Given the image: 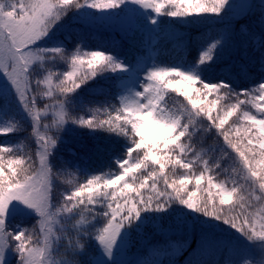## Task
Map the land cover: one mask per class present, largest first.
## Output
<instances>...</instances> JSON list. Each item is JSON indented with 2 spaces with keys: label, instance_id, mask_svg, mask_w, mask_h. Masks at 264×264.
Returning a JSON list of instances; mask_svg holds the SVG:
<instances>
[{
  "label": "snow or ice",
  "instance_id": "1",
  "mask_svg": "<svg viewBox=\"0 0 264 264\" xmlns=\"http://www.w3.org/2000/svg\"><path fill=\"white\" fill-rule=\"evenodd\" d=\"M0 264H264V0H0Z\"/></svg>",
  "mask_w": 264,
  "mask_h": 264
},
{
  "label": "trees",
  "instance_id": "2",
  "mask_svg": "<svg viewBox=\"0 0 264 264\" xmlns=\"http://www.w3.org/2000/svg\"><path fill=\"white\" fill-rule=\"evenodd\" d=\"M155 54H156V53H155V51H154V54H153V55H155ZM122 55H128V56H131V55H132V52H131L129 49L124 48L123 51H122ZM161 59H162V61L164 60L163 57H162ZM85 95H86V93H85ZM87 132H88L87 129H77V135H76L75 139H77V140L79 141V143H81V144H83V145L90 146V145L93 143V140H92L91 137H89V136L87 135ZM65 138H66V139H71V138H73V137H71L70 135H66ZM93 161H94V163L92 164V167L97 168L100 162L97 161V160L95 159V157H93ZM105 171H108V169H105ZM79 179H80L81 181H83L85 178H84L83 176H80ZM190 187H191V186H190ZM213 191H215V190H213ZM197 195H198V196H200V195H205V196H206L207 193H200V192H198ZM183 259H184V257H179V260H180L181 262H182ZM256 259H258V256L256 257Z\"/></svg>",
  "mask_w": 264,
  "mask_h": 264
},
{
  "label": "rangeland",
  "instance_id": "3",
  "mask_svg": "<svg viewBox=\"0 0 264 264\" xmlns=\"http://www.w3.org/2000/svg\"><path fill=\"white\" fill-rule=\"evenodd\" d=\"M152 54H154V51H152ZM22 135H26V133L25 134H22ZM260 259V257L258 256V259L257 260H259ZM178 260H179V257H178Z\"/></svg>",
  "mask_w": 264,
  "mask_h": 264
}]
</instances>
